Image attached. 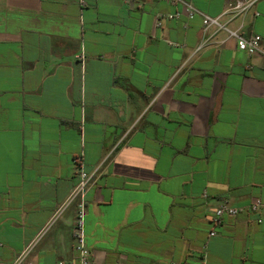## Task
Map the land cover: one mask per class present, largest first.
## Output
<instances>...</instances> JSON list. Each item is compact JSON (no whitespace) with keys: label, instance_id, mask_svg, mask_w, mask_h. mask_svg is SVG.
Listing matches in <instances>:
<instances>
[{"label":"crops","instance_id":"0c3cea01","mask_svg":"<svg viewBox=\"0 0 264 264\" xmlns=\"http://www.w3.org/2000/svg\"><path fill=\"white\" fill-rule=\"evenodd\" d=\"M176 9L0 0V264H78V161L102 264H264V206L211 222L223 200L264 204V0L243 17L252 55L224 31L200 47L201 18Z\"/></svg>","mask_w":264,"mask_h":264},{"label":"built area","instance_id":"2783aa9c","mask_svg":"<svg viewBox=\"0 0 264 264\" xmlns=\"http://www.w3.org/2000/svg\"><path fill=\"white\" fill-rule=\"evenodd\" d=\"M172 6L177 7L173 12L166 13L170 19L179 18L183 14L187 20H192L195 17H200L202 21L203 31L207 36L203 39L200 47L206 45L218 32L224 31L227 38H234L237 47L249 55L257 52H263L261 47L262 37L260 34L254 33L250 35H243V17L259 0H234L221 13L216 16L209 15L199 9L191 0H164ZM239 20V25L232 27L233 22ZM210 31V32H209ZM80 58H84L81 54ZM77 163L78 181L71 191L67 202L77 199L76 218L73 228V235L75 240V248L77 251L78 264H102L96 260L86 243L85 239V195L91 176L84 170L80 161ZM264 204L261 199H256L248 205H234L229 200H223L221 204L212 212L211 222L215 225H221L225 215H238L247 211H258ZM215 235L216 230L213 229L209 233ZM26 249L14 264H22V259L27 253ZM55 264H64L58 261ZM171 264H204L203 262L191 263L189 261H173Z\"/></svg>","mask_w":264,"mask_h":264}]
</instances>
